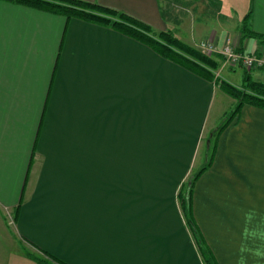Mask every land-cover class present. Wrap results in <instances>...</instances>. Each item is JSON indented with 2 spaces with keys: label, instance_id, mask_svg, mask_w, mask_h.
I'll return each instance as SVG.
<instances>
[{
  "label": "crops",
  "instance_id": "1",
  "mask_svg": "<svg viewBox=\"0 0 264 264\" xmlns=\"http://www.w3.org/2000/svg\"><path fill=\"white\" fill-rule=\"evenodd\" d=\"M85 1L198 50L211 40L264 55L263 42L242 38L244 26L264 33V0ZM213 58L220 78L244 68ZM251 70L264 83V69ZM217 89L109 26L0 0V220L13 223L4 225L9 245L43 264H204L179 191L217 127L205 128ZM210 169L191 196L203 241L218 264H261L264 109L243 106Z\"/></svg>",
  "mask_w": 264,
  "mask_h": 264
},
{
  "label": "trees",
  "instance_id": "2",
  "mask_svg": "<svg viewBox=\"0 0 264 264\" xmlns=\"http://www.w3.org/2000/svg\"><path fill=\"white\" fill-rule=\"evenodd\" d=\"M3 1L64 15L68 18H78L102 26H109L114 30L144 43L165 59L179 64L204 79L214 81L220 90L235 98L237 101L231 113L225 116L223 121L212 130L207 137L209 146L214 135L229 124V118L235 115L243 105H252L264 109V83L253 81L249 87L238 88L224 79L214 76V70L217 69L219 62L205 55L193 46L182 42L171 31L165 30L155 32L150 25L129 14L85 0ZM243 37H253L264 43V33L252 32L246 26L242 28V38ZM244 69L246 72L250 71V69ZM247 78H249L248 75H246V79ZM202 169H205V166L202 167ZM194 178L195 176L189 182L190 186H188V190H184L183 187L180 188V206L205 264H218L211 250L203 241L201 232L193 220L191 185H193L192 181Z\"/></svg>",
  "mask_w": 264,
  "mask_h": 264
},
{
  "label": "rangeland",
  "instance_id": "3",
  "mask_svg": "<svg viewBox=\"0 0 264 264\" xmlns=\"http://www.w3.org/2000/svg\"><path fill=\"white\" fill-rule=\"evenodd\" d=\"M190 3L191 2H188L187 5L189 6ZM208 14L209 13L206 12L204 15L208 16ZM205 55H207V54H205ZM207 56L213 58L214 54L207 55ZM253 71L251 70L250 72H246L244 70V68L243 69L238 68L236 70L235 74H233V72H229V71L223 72L221 74L223 77H221V78L224 79L225 81L229 82L230 84L234 85L235 87H238V88L249 87L251 82L255 81V75H253ZM246 75H248L249 78L246 79ZM214 76H216L215 73H214ZM216 77H219V76H216ZM236 101L237 100L235 98L226 94L222 90L217 89L215 92V95H214L213 108L210 111V114L208 117V122L206 123L205 128L208 129V128H212V126H214V127L218 126L223 121L224 117L228 116L231 113V111L233 110V108L236 104ZM243 106L238 110V112L235 115H232L229 118L230 121L228 122L229 123L228 125H230L233 122H235V123L237 122ZM225 128H223L220 132H218L214 135V137L212 138V140L210 142V146H209V140L208 139L206 140L207 145H205L204 149L202 150L203 156H201V154H200V156H198V158L196 159V162H195L196 164L194 165V168L189 173L187 180L183 183V189L188 190V186H190L189 182L195 176V178L192 181L193 185H191L192 196L195 193V186L199 182L201 177L205 173H209V171L211 170L210 168L212 166V161L214 160L215 153H216V144L218 142V138H219L220 134L225 130ZM210 133L211 132H209V135H210ZM201 158H202V160H201ZM204 166H205V169H202V167H204ZM249 185H251V184L249 183ZM247 216L249 218H251V217H254L255 215L248 214ZM256 216L260 217V215H258V214ZM262 216H264V215H262ZM2 221L3 222L5 221V222L3 224V222H1V220H0V264H43L42 260H40V258L37 257L28 248L23 247V246H19L18 244H15V245L10 244L9 245V243H8L9 234L4 229V225L7 226L8 229H10V230H13L14 226H13L12 221L10 220L8 215H6V214L3 215ZM263 224H264V221H263ZM228 238H230V237H228ZM262 241H263V245H262L263 251L262 252H264V231H263ZM218 248L222 251L220 246H218ZM9 252L12 253V257H11L10 261L7 262L8 261V258H7L8 255L7 254ZM262 252L259 251V253H262ZM225 254H226L225 257L228 258L227 253H225ZM14 255L22 256L23 258L21 261L20 260L16 261ZM200 257H201V255H200ZM201 259L204 262V259L202 257H201ZM223 262L224 263H221V264H236V262L229 260V259H224ZM262 263H264V261L261 262V264ZM204 264H205V262H204Z\"/></svg>",
  "mask_w": 264,
  "mask_h": 264
},
{
  "label": "built area",
  "instance_id": "4",
  "mask_svg": "<svg viewBox=\"0 0 264 264\" xmlns=\"http://www.w3.org/2000/svg\"><path fill=\"white\" fill-rule=\"evenodd\" d=\"M199 50L204 54L211 55L219 53L230 65L241 64L246 69H264V55L244 54L235 51L229 44H224L220 49L211 40H203L197 44Z\"/></svg>",
  "mask_w": 264,
  "mask_h": 264
}]
</instances>
